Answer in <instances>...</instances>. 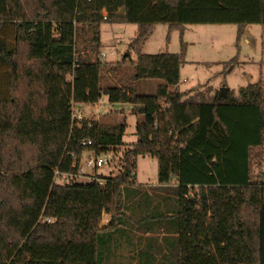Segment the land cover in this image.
<instances>
[{
    "label": "trees",
    "instance_id": "trees-1",
    "mask_svg": "<svg viewBox=\"0 0 264 264\" xmlns=\"http://www.w3.org/2000/svg\"><path fill=\"white\" fill-rule=\"evenodd\" d=\"M104 22L137 25L117 62L100 57ZM157 23L168 41L188 24L235 23L239 45L247 25H264V0H0V264H264V167L253 174L264 166V83L181 91L185 50L143 52ZM146 79L164 83L147 94ZM104 95L143 115L137 141L123 140L126 123L73 118L72 102ZM124 145L105 184L69 176L86 153ZM148 154L155 194L136 182Z\"/></svg>",
    "mask_w": 264,
    "mask_h": 264
},
{
    "label": "rangeland",
    "instance_id": "rangeland-1",
    "mask_svg": "<svg viewBox=\"0 0 264 264\" xmlns=\"http://www.w3.org/2000/svg\"><path fill=\"white\" fill-rule=\"evenodd\" d=\"M237 31L238 26L235 23L188 24L183 37L180 30H173L168 41V24L157 23L143 45V52L154 54L185 50V62L181 66L179 83L181 91L202 85L201 90L212 88V92H214L215 90L220 91L222 87L226 86L236 95L242 86L259 80L264 83V25L258 23L247 25L243 40L239 45H237ZM136 33L137 25L135 24L104 22L101 26V60L117 62L123 59L127 54L128 45ZM235 56L239 57L240 64L232 72L225 73L226 62ZM132 58L135 59L134 53ZM119 71L126 73L127 76L132 73L129 68H122ZM105 78L110 83L118 82V79L112 78L111 74H105ZM162 83H164L162 79H146L139 81L138 85L141 92L151 94ZM80 108L86 119H97L104 123H126L127 129L123 140L126 143L137 141L136 126L137 122L143 119V115L134 112V105L111 103L104 95L98 103L86 106L82 104ZM127 149V145L110 148L104 155L111 157V167H101L94 172L105 176L118 174L123 168V156ZM256 163L253 165L254 177L258 176L264 167H258ZM158 169L157 158L149 154L140 155L137 160V184L143 185L150 193L158 192L154 189L159 186ZM73 179L87 181L81 177H73ZM58 181L66 182L62 178H59ZM110 222V213L104 211L101 226ZM158 233L137 232L139 235H155L156 237H158ZM123 264H125V260H123ZM131 264H135V261Z\"/></svg>",
    "mask_w": 264,
    "mask_h": 264
},
{
    "label": "built area",
    "instance_id": "built-area-1",
    "mask_svg": "<svg viewBox=\"0 0 264 264\" xmlns=\"http://www.w3.org/2000/svg\"><path fill=\"white\" fill-rule=\"evenodd\" d=\"M107 15V12H104L105 18L107 17ZM72 105L73 118L78 120V122L80 123L84 119L83 111L80 108L82 104L72 102ZM91 143L92 141L90 139H85L82 141L83 145H89ZM104 154L106 153L95 155L93 153L88 152L79 167V171L77 173L70 174L69 176L75 178L81 177L86 180L98 181L101 184H105L106 179L103 176L99 175L98 172H94L95 170L100 169L101 167H111V157L109 155Z\"/></svg>",
    "mask_w": 264,
    "mask_h": 264
},
{
    "label": "water",
    "instance_id": "water-1",
    "mask_svg": "<svg viewBox=\"0 0 264 264\" xmlns=\"http://www.w3.org/2000/svg\"><path fill=\"white\" fill-rule=\"evenodd\" d=\"M120 15H121V16H124V15H125V8H122V9L120 10ZM228 90H229V88L226 87V86H224V87H222V88L220 89V93H221V94H226V93L228 92Z\"/></svg>",
    "mask_w": 264,
    "mask_h": 264
},
{
    "label": "crops",
    "instance_id": "crops-1",
    "mask_svg": "<svg viewBox=\"0 0 264 264\" xmlns=\"http://www.w3.org/2000/svg\"><path fill=\"white\" fill-rule=\"evenodd\" d=\"M181 44V43H180ZM83 105H88V104H83ZM87 155V153L85 154V156ZM99 175H101V173H99ZM101 176H103L104 178L106 177L105 175H101ZM109 176V175H108ZM111 176V175H110Z\"/></svg>",
    "mask_w": 264,
    "mask_h": 264
}]
</instances>
